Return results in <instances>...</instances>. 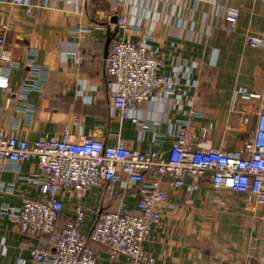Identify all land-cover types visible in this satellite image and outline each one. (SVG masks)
Listing matches in <instances>:
<instances>
[{"label":"crops","instance_id":"0c3cea01","mask_svg":"<svg viewBox=\"0 0 264 264\" xmlns=\"http://www.w3.org/2000/svg\"><path fill=\"white\" fill-rule=\"evenodd\" d=\"M231 9L236 13L233 29L225 19ZM112 15H125L141 31L123 29L110 20ZM0 23L9 27L5 40L14 64L9 89H0V127L28 141L65 128L76 134L73 121L79 117L82 132L93 131L106 144L118 136L134 149L166 151L176 120L192 110L195 126L210 127L205 146L236 148L256 119L241 92L260 93L264 105V50L244 42L246 32L264 25V0H27L19 6L0 3ZM109 35L110 40H144L157 48L162 73L178 79L180 97L154 91L119 118L103 66ZM27 62L38 69L37 76L30 74ZM243 113H251L247 125ZM153 137L158 144L151 146ZM38 172L34 159L0 170V205H19L23 192L35 195L38 188L25 176ZM186 195L184 187L168 189L172 205L164 206L160 225L151 227L143 244L154 264H264V205L204 183L191 193L190 203ZM121 197L133 207L136 187L112 198L99 187L82 195L64 191L60 220L69 219L73 206L80 205L86 233L97 212L112 208ZM29 242L37 239L0 217V264H30ZM94 244L96 264H125L124 257L112 258L105 246Z\"/></svg>","mask_w":264,"mask_h":264},{"label":"built area","instance_id":"2783aa9c","mask_svg":"<svg viewBox=\"0 0 264 264\" xmlns=\"http://www.w3.org/2000/svg\"><path fill=\"white\" fill-rule=\"evenodd\" d=\"M27 0H0V3L23 5ZM233 29L236 13L225 15ZM125 30L139 33L141 25L129 23L125 15L117 17ZM9 27L0 23V89H9V71L14 65L12 48L5 40ZM247 46L264 50V25L260 31L244 35ZM31 75H38L32 62L26 63ZM160 51L144 40L124 37L111 39L103 58L104 72L112 89L111 107L119 118L129 109L148 101L154 91L180 97L181 87L173 75L162 73ZM256 119L247 137L236 148L205 146L210 127L193 123L194 111L176 120V130L166 151L152 147L138 150L116 136L112 144L95 133L82 132V119L75 117L76 134L68 128L57 135H44L28 141L12 130L0 127V170L7 165L36 160L39 172L25 179L38 188L35 195L23 192L19 205H0V217L13 222L22 235L37 239L29 242L30 264H96L95 244L106 247L109 256H122L125 264H154L143 244L151 227L159 226L168 200V189L185 188V202L201 184L213 189L238 192L264 205V105L262 95L242 91ZM251 113H243L242 122L249 123ZM132 121L136 119L132 117ZM151 146L158 144L153 137ZM186 178L190 181L187 183ZM117 184L116 186L114 184ZM130 186L136 187L133 207L121 197L112 208L100 210L85 233L81 225L85 211L80 205L72 208L73 215L61 222L63 204L60 194L74 191L78 195L99 187L111 198ZM251 251L255 244L250 245Z\"/></svg>","mask_w":264,"mask_h":264},{"label":"water","instance_id":"95a60500","mask_svg":"<svg viewBox=\"0 0 264 264\" xmlns=\"http://www.w3.org/2000/svg\"><path fill=\"white\" fill-rule=\"evenodd\" d=\"M110 20L112 22H116L117 21V15H112ZM109 43H110V35L107 37V40H106L105 55L107 54Z\"/></svg>","mask_w":264,"mask_h":264},{"label":"trees","instance_id":"16d2710c","mask_svg":"<svg viewBox=\"0 0 264 264\" xmlns=\"http://www.w3.org/2000/svg\"><path fill=\"white\" fill-rule=\"evenodd\" d=\"M110 42H111V40H110ZM110 44V43H109ZM106 77V76H105ZM113 197V196H112ZM111 197V198H112ZM108 209H110L109 207H106V208H102V210H108Z\"/></svg>","mask_w":264,"mask_h":264}]
</instances>
